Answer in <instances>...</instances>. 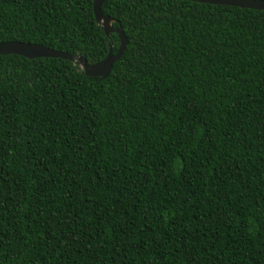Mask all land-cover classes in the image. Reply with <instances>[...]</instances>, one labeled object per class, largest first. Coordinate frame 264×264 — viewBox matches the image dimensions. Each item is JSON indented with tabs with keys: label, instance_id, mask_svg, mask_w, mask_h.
<instances>
[{
	"label": "trees",
	"instance_id": "1",
	"mask_svg": "<svg viewBox=\"0 0 264 264\" xmlns=\"http://www.w3.org/2000/svg\"><path fill=\"white\" fill-rule=\"evenodd\" d=\"M95 0H0V42L98 63ZM110 75L0 56V264H264V10L110 0Z\"/></svg>",
	"mask_w": 264,
	"mask_h": 264
},
{
	"label": "water",
	"instance_id": "2",
	"mask_svg": "<svg viewBox=\"0 0 264 264\" xmlns=\"http://www.w3.org/2000/svg\"><path fill=\"white\" fill-rule=\"evenodd\" d=\"M110 0H95L94 13L99 25L104 29L107 36L110 37L112 33H117L120 38V47L116 54L113 52V47L110 48L109 55L104 60L91 64L83 56L77 54H70L67 52L55 50L40 44L21 42V41H7L0 42V56L3 55H18L29 59L36 58H59L69 60L79 65L89 77L107 78L114 64L122 58L128 46V37L125 34L123 27L114 28V23H119L117 20L102 13L103 5ZM194 2H201L206 4H220L227 6H235L244 9L264 10V0H188Z\"/></svg>",
	"mask_w": 264,
	"mask_h": 264
}]
</instances>
